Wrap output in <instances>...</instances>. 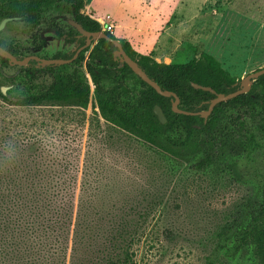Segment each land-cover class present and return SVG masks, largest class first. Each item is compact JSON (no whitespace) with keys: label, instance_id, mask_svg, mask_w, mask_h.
Wrapping results in <instances>:
<instances>
[{"label":"rangeland","instance_id":"obj_1","mask_svg":"<svg viewBox=\"0 0 264 264\" xmlns=\"http://www.w3.org/2000/svg\"><path fill=\"white\" fill-rule=\"evenodd\" d=\"M83 12L100 17L102 31L129 42L138 54L158 51L162 63L183 64L207 53L238 81L264 69V0H94ZM73 19L63 5H53L37 26L10 21L1 27L0 20V48L15 52L19 60L71 56L77 44L60 40L55 27L76 34L69 24ZM140 32L146 35L140 37ZM90 52L83 64L63 70L77 72L91 86L86 109L65 102L15 105L30 94L31 69L39 71L34 82L39 90L48 88L53 78L40 64L4 65L0 58V89H6L8 99L0 100V119L9 123L12 134L23 135L29 154L46 151L78 169L79 185L86 166H104L103 212H114L110 218L129 214L141 235L133 247L136 264H207L209 257L215 264H257L251 247H234L263 201L261 108H224L211 149L213 163L197 171L193 166L204 154L182 159L162 154L97 115L95 86L87 72ZM254 83L250 90L262 93V86ZM103 84L114 86L111 81ZM125 85L132 97L141 89L133 76Z\"/></svg>","mask_w":264,"mask_h":264},{"label":"trees","instance_id":"obj_2","mask_svg":"<svg viewBox=\"0 0 264 264\" xmlns=\"http://www.w3.org/2000/svg\"><path fill=\"white\" fill-rule=\"evenodd\" d=\"M91 2L0 0V20L12 19L37 26L44 10L53 5H66L85 30L99 32L102 31L101 24L81 12ZM74 40L76 38L71 41ZM79 42L85 43L84 39ZM120 42L149 78L163 91L176 94L180 99L178 108L182 111H207L216 96L210 91L194 88L193 84L211 87L217 94L225 95L240 88V81L207 53L187 63L166 64L157 61L153 53L141 55L129 42ZM116 49L111 42L101 39L90 55L87 71L95 86L97 115L119 133H127L162 154L180 159L185 155L204 154L193 166L197 171L213 163L211 149L224 108L260 107L264 113V75L254 83L262 86V93L254 88L228 102L218 103L207 121L200 116L176 113L173 110L175 98L160 95L128 65L115 60ZM81 60H84L83 54L77 63ZM2 61L4 65L8 64V60ZM67 67H46L53 82L41 90L34 85L39 71H29L27 89L30 94L15 105L34 107L44 102H65L86 109L91 86L77 72L64 73ZM130 76L135 77L141 87L135 97L130 96L125 85ZM105 81L113 82L114 86L106 88ZM36 90V94H31ZM0 100L8 101L1 89ZM155 106L162 108L166 124H162L155 114ZM8 125L0 119V264H67L71 244L69 264H136L133 247L141 235L128 219L129 214L124 218H110L114 212H103L105 205L100 183L104 166H86L84 180L79 185L78 169L60 163L57 156L46 151L36 150L29 154L23 135L12 134ZM259 131L264 138V122ZM91 156L94 158L93 154ZM107 223L110 224L109 230H104ZM238 234L234 249L251 247L257 264H264V192L259 210L252 214L249 224ZM207 264H215V261L209 257Z\"/></svg>","mask_w":264,"mask_h":264},{"label":"water","instance_id":"obj_3","mask_svg":"<svg viewBox=\"0 0 264 264\" xmlns=\"http://www.w3.org/2000/svg\"><path fill=\"white\" fill-rule=\"evenodd\" d=\"M12 21L11 19H5L2 21L1 27L6 24L7 22ZM72 26H74L77 31L82 35L88 38V43L85 46L88 47L91 45L92 41H97L100 39H105L109 42H111L116 48L117 50L114 52V56L115 59H120V61L126 65L129 66V68H131V70L133 71V73L138 76L140 79H142L145 83H147L149 86H151L152 88H154L160 95L165 96V97H174L175 101L173 104V110L176 113L179 114H186V115H192V116H201L202 118L205 119V121L208 119V117L210 116V114L212 113L214 107L220 103V102H228L238 96H241L243 94H247L250 91V88L253 84V82L257 79H259L261 76L264 75V69L258 70L252 74H249L248 76H246L242 81H241V85H240V89L238 91H236L235 93H232L230 95H225V94H217L215 92V90H213L210 87H204L198 84H193L194 88L196 89H201V90H205V91H210L214 94H216V97L211 101L209 109L207 111H203L200 113H189V112H185L182 111L178 108L179 104H180V99L176 96V94L172 93V92H166L163 91L160 86L154 82L151 78L148 77V75L145 73V71L138 65V63L133 60L125 51L123 45L121 44L120 40L117 39H113L111 38L106 32L104 31H100V32H88L86 31L80 24H78L75 21H71L70 22ZM0 57L4 58V59H8L10 61V63H12L13 65H18V66H26L28 64V62L32 59L39 61L43 66H49V65H64V64H68L70 62H72L74 59L72 60H44V59H40L37 57H30L27 58L25 61H19L15 56H13L11 53L4 51L0 48ZM250 87V88H249ZM2 92L5 95L6 94V89L2 88ZM154 112L155 114L158 116L160 122L162 124H166L167 123V118L162 110V108L160 106H155L154 108Z\"/></svg>","mask_w":264,"mask_h":264},{"label":"flooded vegetation","instance_id":"obj_4","mask_svg":"<svg viewBox=\"0 0 264 264\" xmlns=\"http://www.w3.org/2000/svg\"><path fill=\"white\" fill-rule=\"evenodd\" d=\"M63 7H64V10H66V11H68V13L70 14V15H72L73 16V14L71 13V11L68 9V7L66 6V5H63ZM84 10H82L81 12L82 13H84L83 12ZM85 15H87V14H85ZM87 16H89V17H91L90 15H87ZM73 18H74V16H73ZM92 18V17H91ZM5 20V19H4ZM12 20V19H11ZM3 21V20H2ZM12 21H18V20H12ZM41 21V20H40ZM71 21H75V22H77L76 20H75V18L73 19V20H70L69 21V24L71 25ZM78 23V22H77ZM79 24V23H78ZM81 25V24H80ZM72 26V25H71ZM82 26V25H81ZM76 31H77V29L74 27V26H72ZM87 31V30H86ZM89 32V31H88ZM100 32V31H99ZM55 33H56V36L60 39V40H63L67 45H75V44H77V47H76V50H75V53H73L71 56L70 55H65L64 56V58H57V59H49V60H72V59H74L72 62H70V63H68V64H64V65H70V64H83V62L86 60V53L88 52V50L89 49H91V52H92V50L94 49V47L96 46V44H97V42H98V40L97 41H92V43H91V45L90 46H88V47H86L85 48V46L87 45V43H88V38L87 37H85V36H82L78 31H77V33L76 34H73V33H71V32H69V33H66V32H63V30H61L59 27L57 28V27H55ZM72 38H76V40H74V41H71L72 40ZM81 39H84V44H81L80 42H79V40H81ZM101 40V39H100ZM94 42H95V45H94ZM117 50V49H116ZM115 50V51H116ZM114 51V52H115ZM7 52H9V53H11L13 56H15L16 58H17V56H16V54H14V53H12V52H10V51H7ZM91 52H90V55H91ZM84 55V60H81L80 62L81 63H77V60H79L80 59V56L81 55ZM30 57H35V56H30ZM30 57H28V58H30ZM67 57H69V58H67ZM90 57V56H89ZM1 59H4V58H2V57H0ZM37 58H39V57H37ZM114 58H115V56H114ZM18 59V58H17ZM27 59V58H26ZM25 59V60H26ZM40 59H43V58H40ZM6 60H8V59H6ZM19 60V59H18ZM25 60H19V61H25ZM44 60H47V59H44ZM115 60H118L121 64H124V63H122L121 61H120V59H115ZM33 62L35 65H37V64H40V65H42L39 61H37V60H34V59H32V60H30L29 62H28V64L26 65V66H19V67H27L29 64H30V62ZM89 63H90V58H89ZM88 63V64H89ZM8 64H10V61L8 60ZM8 64H6V65H8ZM64 65H49V66H64ZM15 66H18V65H15ZM88 66V65H87ZM42 67H43V69L45 70V68L46 67H48V66H43L42 65ZM31 70H33V69H31ZM30 70V71H31ZM46 71V70H45ZM88 72V71H87ZM49 73V72H48ZM50 74V73H49ZM51 75V74H50ZM52 76V75H51ZM90 76V75H89ZM52 78H53V76H52ZM243 80V79H242ZM258 80V79H257ZM256 81V80H255ZM254 81V82H255ZM253 82V83H254ZM240 85H241V81H240ZM211 88V87H210ZM240 89V88H239ZM251 91V90H250ZM249 91V92H250ZM248 92V93H249ZM216 95V94H215ZM230 95V94H229ZM216 97V96H215ZM221 103V102H220ZM179 107V106H178ZM215 108V107H214ZM214 110V109H213ZM186 112V111H185ZM203 112V111H202ZM213 112V111H212ZM212 114V113H211ZM210 114V115H211ZM201 117V116H200ZM202 118V117H201ZM209 118V117H208ZM204 119V118H203ZM205 120V119H204ZM208 120V119H207ZM206 120V121H207Z\"/></svg>","mask_w":264,"mask_h":264},{"label":"crops","instance_id":"obj_5","mask_svg":"<svg viewBox=\"0 0 264 264\" xmlns=\"http://www.w3.org/2000/svg\"><path fill=\"white\" fill-rule=\"evenodd\" d=\"M92 1H94V0H92ZM94 3V2H93ZM89 9V6H88V8L86 9V11ZM93 19H95L97 22H99L100 24L101 23H103L102 22V20H100V17L98 18V17H96V16H92V15H90ZM140 37L141 36H144V35H146V33L145 32H140ZM164 36V35H163ZM149 37V36H148ZM153 54H154V57H155V59L157 60V59H159L160 58V56H159V54H158V51H156V52H152ZM151 53V54H152ZM167 64V63H166Z\"/></svg>","mask_w":264,"mask_h":264}]
</instances>
